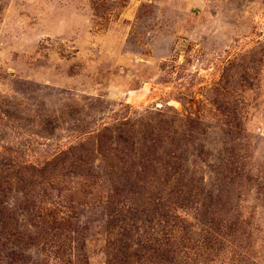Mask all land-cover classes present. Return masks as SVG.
<instances>
[{
  "label": "rangeland",
  "instance_id": "obj_1",
  "mask_svg": "<svg viewBox=\"0 0 264 264\" xmlns=\"http://www.w3.org/2000/svg\"><path fill=\"white\" fill-rule=\"evenodd\" d=\"M0 264H264V0H0Z\"/></svg>",
  "mask_w": 264,
  "mask_h": 264
}]
</instances>
